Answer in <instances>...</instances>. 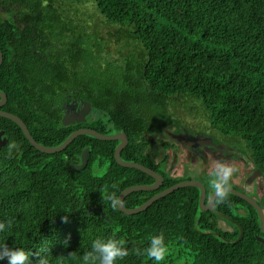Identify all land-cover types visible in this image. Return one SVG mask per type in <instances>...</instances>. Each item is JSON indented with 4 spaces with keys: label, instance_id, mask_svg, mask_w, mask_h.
<instances>
[{
    "label": "trees",
    "instance_id": "16d2710c",
    "mask_svg": "<svg viewBox=\"0 0 264 264\" xmlns=\"http://www.w3.org/2000/svg\"><path fill=\"white\" fill-rule=\"evenodd\" d=\"M58 2L0 0V7L18 5L20 16L40 33L57 34L58 26L62 33L81 34L83 40L82 34L91 33L86 19L97 15L116 27L114 43L102 42V49L116 46L110 49V62L101 70L90 63L89 69L96 72H90L84 91L96 111L108 118L104 135L128 136L124 161L140 162L141 154L135 161L133 151L150 128L144 113L153 114L157 131L164 114L172 123L171 108L185 103L186 113L242 140L264 174V0ZM61 11L74 13L65 22ZM2 17L0 13V51L5 59L0 91L8 101L0 110L20 117L41 145L59 147L76 130L60 122L70 72L58 65L35 70L23 66L27 47L15 45L20 55H6V42L15 41L20 32L7 31ZM14 58L21 61L17 68L10 63ZM0 132L8 140L0 148V222H12L11 229L0 233V242L32 252L33 264H38L40 255L48 264H85L83 257L97 239L124 242L127 255L117 264H149L145 250L159 235L165 246L170 241L186 243L196 252L197 264H264L257 225H252L257 233L243 228L230 235L231 246L221 243L215 248L222 239L197 227L201 215L194 188L178 190L138 215L128 216L118 205L113 209L110 197L119 200L124 190L153 181L117 163V141L81 136L64 152L48 155L34 148L8 119L0 117ZM13 142L18 149L10 154ZM86 149H90L88 165L75 170ZM142 194L146 193L132 194L126 203ZM102 204L109 220L102 217Z\"/></svg>",
    "mask_w": 264,
    "mask_h": 264
},
{
    "label": "flooded vegetation",
    "instance_id": "af4514ba",
    "mask_svg": "<svg viewBox=\"0 0 264 264\" xmlns=\"http://www.w3.org/2000/svg\"><path fill=\"white\" fill-rule=\"evenodd\" d=\"M20 12L21 9L16 4H6L0 10L3 15L1 19L4 21V28L7 31L18 30L20 32L18 35L16 34L15 41L10 39L6 42V55L10 56V53L16 56L20 55L21 51L15 49V45L20 46L22 50L27 47L23 66L29 65L35 70L37 66L48 68L58 65L69 71L71 77L69 76L66 81L67 95L63 97L64 100L61 104V125L76 128L75 132L82 129L97 131L96 127H98L102 129L101 134L104 135L103 131L107 128L108 118L102 112L96 111L93 102L84 91L86 89L84 83L88 81L90 72L94 71L89 69L90 63H97V67L101 70L102 66L105 67L106 62H110L111 55L107 45L106 49H102V35L85 33L82 34L83 40H81V34L74 36L71 33H62L63 29H59L58 26L57 34L40 33L38 29H34L31 21H26L20 16ZM61 12L63 15L61 19L65 22L71 18L69 14L74 13V11ZM54 37L56 38L53 39ZM76 37L77 39H75ZM91 46H97V48L90 49ZM4 60L3 53V62ZM10 63L13 64V68H17L21 61L19 58H14ZM171 115L172 123L169 120L170 115L166 113L159 124L161 126L156 131L157 125L154 124L153 114L144 113L150 128H147L146 136H141L144 138V142L139 143V147L133 151L135 161L137 155L141 154L140 162L137 164L159 175L162 178V183L154 191L138 192L146 194L135 197L136 199L127 204L126 199L132 194L129 195L124 201V206L129 210L137 209L177 185L197 182L205 189L206 195L203 204L201 203L202 190L195 187L185 188L198 190L197 213L201 217L197 227L205 234L210 232L222 239L215 248L220 247L221 243L226 244L225 247L231 246L230 235L237 231H243V228L250 229L252 225L260 227L256 238L259 243L264 244L260 241L264 240V218L261 217L264 214V174L251 160L245 143L213 127L208 121L200 119L198 115L186 113L185 103L172 107ZM66 117L69 118L68 125L64 124ZM151 129L154 131L151 132ZM121 134L125 133L119 132L110 136ZM184 135L197 139L198 143L196 145L182 144L174 139L176 136L181 138ZM118 143L119 146L120 142ZM87 150L90 153V149L85 151ZM217 161L228 163L236 169L229 182V196L226 203H217L215 190L211 186V181L214 179L212 173L216 168ZM105 169L106 166L102 165V174ZM149 177L152 178V182L144 180V184L137 186L158 184L155 178ZM255 205L259 207L260 211ZM102 217L109 220L104 212L103 204ZM254 233L257 232L254 230ZM128 240L126 238V241ZM135 244L137 243L135 242ZM166 247V258L160 264H197L196 252L188 248L186 243L170 241ZM146 263L156 264V261L148 257Z\"/></svg>",
    "mask_w": 264,
    "mask_h": 264
},
{
    "label": "water",
    "instance_id": "95a60500",
    "mask_svg": "<svg viewBox=\"0 0 264 264\" xmlns=\"http://www.w3.org/2000/svg\"><path fill=\"white\" fill-rule=\"evenodd\" d=\"M0 10H2V8H0ZM3 64V53L0 51V67ZM8 101V97L5 93L0 91V109L3 108L5 106V104ZM0 117L1 118H5L8 119L14 123H16L24 132L26 138L28 139V141L30 142V144L36 148L39 152L43 153V154H48V155H55V154H59L64 152L78 137L81 136H90L93 138H96L97 140L100 141H104V142H110V141H118L120 142V145L116 148L115 151V159L117 161V163L124 168L127 169H136L139 170L153 178L156 179L158 184H154L152 186H136V187H131L127 190H125L121 196L119 197L118 200V207L121 210L122 213L128 215V216H133V215H138L148 209H150L156 202H158L160 199H163L171 194H173L174 192L185 188V187H195L198 188L200 190H202V204L204 203L205 200V189L204 187L197 183V182H191V183H183L180 185H177L167 191H164L163 193L157 195L156 197H154L153 199H151L149 202H147L146 204H144L143 206L137 208V209H133V210H129L124 206V201L125 199L136 192H147V191H154L156 190L160 184L162 183V178L157 175L155 172L151 171L150 169H147L146 167L137 164V163H133V162H126L122 159V152L126 149L128 143H129V139L125 134H121V135H114V136H107V135H102L101 133H98L97 131L94 130H90V129H82L79 130L75 133H73L61 146L59 147H46L41 145L40 143H38L33 136L31 135L26 123L18 116L14 115V114H10L7 112H3L0 110ZM64 124L68 125L69 124V118L66 117L64 120ZM176 141H178L179 143L182 144H190V145H196L198 143L197 139L191 138V137H187V136H183V137H178L176 136V138H174ZM8 143L7 138L4 137V132H0V148L5 147ZM88 161H89V150L85 151L82 155V163L79 166H74L75 170H83L85 166L88 165ZM234 194H237L234 191H231ZM256 208L260 211L259 207L257 205H255ZM262 218H264V214L261 215ZM261 242L264 243V240H260Z\"/></svg>",
    "mask_w": 264,
    "mask_h": 264
},
{
    "label": "clouds",
    "instance_id": "9594fccd",
    "mask_svg": "<svg viewBox=\"0 0 264 264\" xmlns=\"http://www.w3.org/2000/svg\"><path fill=\"white\" fill-rule=\"evenodd\" d=\"M12 149H18L15 142L10 145V154ZM236 169L228 163L217 161L216 168L212 173L214 179L211 186L215 190L217 203H226L229 196L230 180ZM111 207L117 208L118 200L115 196L110 197ZM66 219V218H65ZM12 228V222H0V233ZM123 241L116 239L102 240L97 239L92 244V251L83 257L85 264H117L118 260L127 255L123 247ZM42 251H47L43 249ZM148 257L153 258L156 264L164 261L166 258L167 247L164 243L163 235L151 238L150 246L145 250ZM33 253L25 251L22 248H12L6 243L0 242V261L7 260L8 264H33ZM38 264H48L46 256L40 255Z\"/></svg>",
    "mask_w": 264,
    "mask_h": 264
},
{
    "label": "rangeland",
    "instance_id": "374dc122",
    "mask_svg": "<svg viewBox=\"0 0 264 264\" xmlns=\"http://www.w3.org/2000/svg\"><path fill=\"white\" fill-rule=\"evenodd\" d=\"M59 4H63L62 2L65 0H58ZM66 10L69 9L68 6H63ZM90 15L92 14L93 8L90 7ZM91 17V16H90ZM86 24L90 27V32L91 34H101L102 35V40L103 42H105V44L108 42L109 44H111L112 42L114 43V39H115V31H116V27H114L113 25H107L103 20L102 17H100L99 15H97L96 17H94L93 19H86ZM103 44V43H102ZM104 44V45H105ZM113 47L115 48V44L113 45ZM114 48H109L107 46V49L110 51V49H114ZM106 49V48H105ZM114 51V50H112Z\"/></svg>",
    "mask_w": 264,
    "mask_h": 264
}]
</instances>
